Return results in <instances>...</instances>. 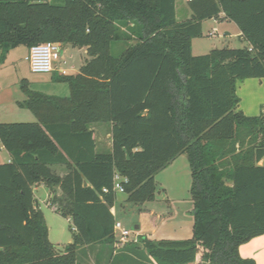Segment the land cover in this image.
<instances>
[{
	"label": "trees",
	"instance_id": "obj_1",
	"mask_svg": "<svg viewBox=\"0 0 264 264\" xmlns=\"http://www.w3.org/2000/svg\"><path fill=\"white\" fill-rule=\"evenodd\" d=\"M58 1L0 0V65L18 46L53 41L88 56L78 73L54 76L67 97L22 82L21 105L35 123L0 122L12 158L0 163V264H83L91 256L94 264H198V256L256 264L239 251L264 235V111L239 110L237 84L264 78V0H190L192 17L182 22L176 0ZM220 14L249 46L194 56L203 22ZM95 124L111 126V152L97 148ZM182 155L191 168L192 237L139 236L118 246L115 176L127 179L126 202L147 204L156 175ZM38 184L73 223L62 253L35 200Z\"/></svg>",
	"mask_w": 264,
	"mask_h": 264
},
{
	"label": "rangeland",
	"instance_id": "obj_2",
	"mask_svg": "<svg viewBox=\"0 0 264 264\" xmlns=\"http://www.w3.org/2000/svg\"><path fill=\"white\" fill-rule=\"evenodd\" d=\"M53 2L61 3V1L58 0H53ZM183 4L188 5L187 0H178V9H181V5ZM179 14L180 12L178 13L179 20L182 21V17ZM202 31L203 36H201V38L193 40L192 53L194 56L205 55L212 50H219L222 48L238 49L246 47L248 45L247 41L241 38L238 26H236L233 22L224 20L223 17L219 18V20L209 19L204 21L202 25ZM67 50L69 51L66 52L65 59L71 61L70 55L74 56L73 60L76 61V70H78L79 66L84 64L88 56H86L84 51L80 48H74L71 46L68 47ZM7 56L8 54L5 57L6 59L4 63L0 65V85L2 86V88L7 87V91L9 93H13L14 96H9L6 98L4 97L0 99V110L4 115V121L11 124L33 123L36 121L35 116L26 107L21 105L22 103H24V94H22L20 89L23 82L22 79L26 76H17L20 73L19 70L23 73V75H28V77H32V75L27 73L25 69V63H23L21 67L17 65L18 68H15L16 65L12 63V58H7ZM16 72L17 74L15 75ZM255 80L262 81L264 80V78H257ZM30 81L28 80L27 83L29 84L31 89H44L48 92V94H59L62 93L60 92L62 87L68 88L66 84L58 85L61 87H57L58 89H54V91L52 88L41 87L42 85L38 84L35 85L37 87L32 88ZM243 82L244 80H239L237 89L238 96L240 98L238 108L239 110L244 112V110L247 109L246 106L249 105V95L243 92ZM261 113L262 111H260L258 115H260ZM247 116L255 117L248 114ZM106 146L107 145H104L103 148L106 149ZM167 168H169V166ZM167 170L164 169V172L161 171L155 177L157 191L156 199L152 202H149L147 204L128 203L126 202V196L122 193H118V197L115 202V208L117 210L116 217L117 220L122 222L124 227L131 232V238L138 231L136 229L137 225L146 227L149 234L153 232V227L155 224L153 220L155 219V217L157 219V215L153 218L149 214L150 210L152 209H156V212H160V214H162L161 219L157 220V225L158 227H160V232H162L163 230H167L169 232L172 230L178 231L183 228L186 229V227L189 226L187 227V229L189 228L188 235L185 238H182V240L180 241H186L187 239H190L192 237L194 226V204L191 197V172L186 173V175L179 174L176 177H172V179L167 178L166 181L165 179H163L165 182L171 183L170 187H167V183L165 184L164 182H161L162 176L166 175L165 173L168 172ZM65 171L66 170L64 168H55L54 170L55 174L58 175L63 174ZM189 171H191V168H189ZM169 179H171L170 182ZM173 185H175V189H172ZM38 187V191L35 193V200L40 205L44 213L46 223L48 224L49 240L54 244L57 253H62L65 246L73 242V223H71L70 219H65L60 214L54 213L51 207L47 205L46 193L49 192L50 189L42 185ZM57 190L58 197H64L59 187H57ZM51 199L52 195L50 196L49 200L51 201ZM164 223H167V226H164L163 228ZM159 236L160 234L155 238L150 239L160 241L162 240V238ZM247 253H250L252 255L253 251H249ZM198 257L199 258L197 260V263L205 264L204 262H202V257ZM251 257L253 260L256 259V261L258 262L261 260L255 258V256ZM263 257L264 256L262 255V258ZM259 263L264 264V260L262 259ZM83 264H94L93 257L91 256V258L86 259Z\"/></svg>",
	"mask_w": 264,
	"mask_h": 264
},
{
	"label": "crops",
	"instance_id": "obj_3",
	"mask_svg": "<svg viewBox=\"0 0 264 264\" xmlns=\"http://www.w3.org/2000/svg\"><path fill=\"white\" fill-rule=\"evenodd\" d=\"M189 1L190 0H187V3ZM179 12H180L179 15L182 17V21L191 19V17H192L189 6L183 4V5H181V9H178V0H176V17H177L179 22H182L181 20H179V17H178ZM220 17L224 18L223 14H220ZM192 45H193V42H192ZM247 46H249V43ZM68 47H70V46L63 47V55H62L63 59L61 61L55 62L54 70L50 74H37V73L33 74L32 73L31 68H30V57H29L30 50L26 46L21 45V46L16 47L15 49L11 50L10 52H8L7 58H12V63H14L16 65L15 68H18L17 65H19L21 67L23 65V63H25V69H26L27 73L32 75V77H28V75H23V73L20 70H19L20 73L17 76H26V77H23L22 80L26 81V82H28V80L29 81L31 80L30 81L31 83L30 82L29 83L32 85L31 86L32 88L37 87L35 85L38 84V85H42L41 87L52 88L54 91V89H58L57 87H59V88L61 87L58 85L64 84V83H59V82L53 81V78L55 75L60 74L61 70H65L67 72V75L76 74L79 72L80 68L83 65L82 64L81 66H79L78 70H76L77 69L76 68V61L73 60L74 56L70 55L71 61H68L67 59H65L66 52L69 51V50H67ZM81 50H83L85 55L87 56V50L86 49H81ZM64 62H65V64H64ZM0 73H1V71H0ZM16 74H17V72L15 73V75ZM20 81H21V79H20ZM242 89H243V92H245L249 95V105L246 106L247 109H245L244 112L246 113V115L248 114V115L257 117V115L260 111H264V80L257 81L255 79H246L243 82V88ZM32 90L42 92V93L50 95V96L57 95V96L67 97L70 94L69 89L64 88V87L61 88L60 92H62V93H59V94H57V93L48 94V92L44 89L40 90V89L35 88ZM20 91L22 92L21 89H20ZM22 94H24V93L22 92ZM9 96L13 97L14 95H13V93H9L7 91V87L2 88V86L0 85V99H2L4 97L6 98ZM23 97H24V101H25L27 99L26 95L24 94ZM0 122L7 123L4 121V115H3V113H1V110H0ZM35 122H33V123H35ZM103 125H105V126H103ZM110 127L111 126H109L108 124H95V125H92V128H91V130H94V136H95V139L97 142V148H99V150L102 152H111V150H112V148H111L112 139H111ZM104 145H107L105 147L106 149L103 148ZM11 159L12 158H11L10 153L7 150H5V148L3 147V145L0 142V163H9L11 161ZM260 164L264 165V158L262 161H260ZM55 168L63 169L60 166H56V167H54L53 170H55ZM189 168H190V164L188 163L187 156L186 155L179 156L178 158H176L174 161H172L169 164V168H167L168 170L165 169L168 172L166 171L167 172V173H165L166 175L162 176L161 182H164L166 184L167 182H165V181L167 178L172 179V177H176L179 174L186 175V173L191 172V171H189ZM65 174H66V171L60 175L63 176ZM163 179H165V181ZM171 179H169V182ZM164 183H162V184H164ZM41 185L44 186L43 184H38L37 186H35L34 193H36L38 191V188H39L38 186H41ZM166 185H167V187H170L171 183H167ZM172 189H175V185H173ZM46 195H47V205H49L51 207V205L49 204V199L51 196L50 191L47 192ZM51 209L53 210L54 213H56L55 208L51 207ZM111 212H112V214H114L116 216L117 210L115 207H113ZM149 214L153 218L157 215V219L155 217V219L153 220L155 222L154 227H153V232L149 234L146 227H142L141 225H137L136 229L138 231L136 233L138 236H144L147 239H150V238H155L157 235L160 234L159 237H161L162 240H169V239H171V240H182V238H185L188 235L189 228L187 229V227H189V226H187L186 229L183 228V229L178 230V231L172 230L169 232L167 230H165V231L163 230L162 232H160V227H158V225H157L158 224L157 220L161 219L162 214H160V212H156V209L150 210ZM116 219H117V217H116ZM164 226H167V223L163 224V228H164ZM249 251H253L252 255L250 253H249L250 255L247 253ZM239 252H240L241 256L246 257V258H252L251 256H255V258H257V259H261V260L263 259L264 260V257L262 258V255L264 256V235H262L259 238L251 240L247 244H243V246L240 248ZM261 260L259 262H261ZM255 262H256V264H260L258 261H256V259H255Z\"/></svg>",
	"mask_w": 264,
	"mask_h": 264
},
{
	"label": "built area",
	"instance_id": "obj_4",
	"mask_svg": "<svg viewBox=\"0 0 264 264\" xmlns=\"http://www.w3.org/2000/svg\"><path fill=\"white\" fill-rule=\"evenodd\" d=\"M63 45L59 42H48L41 45L34 46L30 49V68L33 74H50L54 70V64L57 61L63 59ZM65 64V62H64ZM61 75H67L65 70L60 71ZM123 182H127V179L122 178L120 175H116L114 178V189L118 193H124ZM108 189L103 190L104 193H108ZM116 236L119 240L118 246L128 242L138 241V235L135 233L131 238V232L123 226V223L116 220L115 225Z\"/></svg>",
	"mask_w": 264,
	"mask_h": 264
},
{
	"label": "water",
	"instance_id": "obj_5",
	"mask_svg": "<svg viewBox=\"0 0 264 264\" xmlns=\"http://www.w3.org/2000/svg\"><path fill=\"white\" fill-rule=\"evenodd\" d=\"M83 185H84L85 187H88V186H89L88 183H87V181H86L85 179H84Z\"/></svg>",
	"mask_w": 264,
	"mask_h": 264
}]
</instances>
